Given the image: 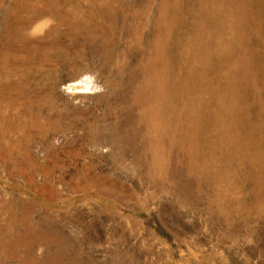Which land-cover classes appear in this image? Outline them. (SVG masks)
Masks as SVG:
<instances>
[{
  "label": "rangeland",
  "instance_id": "374dc122",
  "mask_svg": "<svg viewBox=\"0 0 264 264\" xmlns=\"http://www.w3.org/2000/svg\"><path fill=\"white\" fill-rule=\"evenodd\" d=\"M0 264H264V0H0Z\"/></svg>",
  "mask_w": 264,
  "mask_h": 264
}]
</instances>
